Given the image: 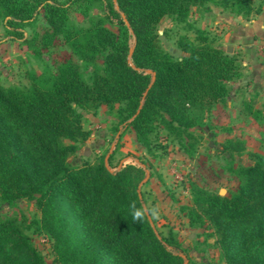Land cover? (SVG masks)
<instances>
[{"label":"trees","instance_id":"1","mask_svg":"<svg viewBox=\"0 0 264 264\" xmlns=\"http://www.w3.org/2000/svg\"><path fill=\"white\" fill-rule=\"evenodd\" d=\"M255 1L264 0H0V23L11 40L23 41L36 58L66 49L64 59L51 57L50 69L27 72V86L0 84V202L34 203L40 218L33 224L51 239L54 264H190L172 232H154L146 215L132 219L133 206L145 210L142 162L111 171L112 155L106 163L105 156L94 164L69 159L89 137L81 112L101 107L116 108L118 125L145 150L162 130L192 154L195 133L240 79L241 67L202 30L194 40L180 36L176 47L184 56L173 58L159 45L156 27L167 18L191 27L192 10L209 4L247 17ZM72 7L85 13L98 7L103 16L80 27L70 20ZM39 11L46 27L27 38L24 29ZM250 160L233 170L238 185L229 196L193 187L186 208L191 228L213 229L226 264H264V156ZM0 264H46L16 220L0 221Z\"/></svg>","mask_w":264,"mask_h":264},{"label":"rangeland","instance_id":"2","mask_svg":"<svg viewBox=\"0 0 264 264\" xmlns=\"http://www.w3.org/2000/svg\"><path fill=\"white\" fill-rule=\"evenodd\" d=\"M207 8L192 10L191 27L170 18L156 27L159 45L173 58L184 56L176 47L180 36L194 40L195 30H202L214 44L229 48L241 67L240 79L229 83L227 97L211 110L204 126L195 133L193 153L186 154L162 130L153 134L152 145L145 150L130 128L118 125L116 108L101 107L95 112H81L82 127L89 132V137L77 144V151L69 162L94 164L99 158L112 155L111 171H116L120 165L139 166L136 161L142 162L148 179L139 191L155 231L164 236L172 232L190 264H226L215 243L213 229L206 225L191 228L186 208L192 206L193 187L216 194L224 190L223 197L229 196L238 185L233 170L249 165L250 154L264 156V1H255L247 17L231 14L216 4H209ZM90 16L103 14L98 7L86 13L72 7L69 13L70 20L80 27L88 25ZM106 25L116 30L113 23ZM45 27L39 11L33 27L24 29V36L29 38L33 32L41 34ZM65 54L66 49L58 47L56 54L43 50L41 57L36 58L23 41L11 40L0 23V84L4 87L27 86V72L46 71L52 67L51 57L60 61ZM81 70L88 79L90 73L83 64ZM60 143L71 144L66 139H60ZM239 145L243 146V151L238 150ZM39 218L40 213L30 200L0 202V221L16 220L42 254L44 262L54 264L51 239L38 233L33 224Z\"/></svg>","mask_w":264,"mask_h":264},{"label":"water","instance_id":"3","mask_svg":"<svg viewBox=\"0 0 264 264\" xmlns=\"http://www.w3.org/2000/svg\"><path fill=\"white\" fill-rule=\"evenodd\" d=\"M113 2L115 3V0H113ZM115 9H117V6H115ZM121 18H122L124 24L128 27V23H127V21L125 20V17H124L123 15H121ZM131 53H132V52L130 51V52H129V58L131 57ZM226 53H227V54H231V51H230L229 48L226 49ZM147 73H150V72H147ZM153 79H154V78H152V81H153ZM108 156H109V155H107L106 158H105V163H106V161H107V159H108ZM136 162H137V164H139L138 161H136ZM139 166L144 167V166L141 165V164H139ZM121 167H122V165H120L118 169H120ZM147 179H148V174H146V176H145V178L143 179V181L141 182L140 186H142V184H144V183L147 181ZM140 186H139V187H140ZM224 192H225L224 190H220L219 193H218L219 196H220V197H223ZM145 215H146V217H147V219H148V221H149V223H150L151 228H152L153 231L155 232V229H154L153 223H152V221H151V219H150V217H149V214H148L146 211H145ZM182 257H183V259L185 258L184 256H182ZM186 263H187V261L184 262V264H186Z\"/></svg>","mask_w":264,"mask_h":264},{"label":"clouds","instance_id":"4","mask_svg":"<svg viewBox=\"0 0 264 264\" xmlns=\"http://www.w3.org/2000/svg\"><path fill=\"white\" fill-rule=\"evenodd\" d=\"M145 216V210L143 208H132V219L133 221H141Z\"/></svg>","mask_w":264,"mask_h":264}]
</instances>
